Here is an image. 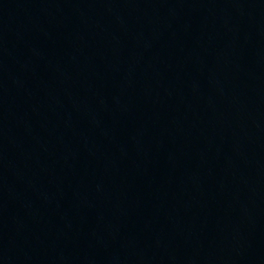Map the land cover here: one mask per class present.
Listing matches in <instances>:
<instances>
[{
  "label": "water",
  "instance_id": "obj_1",
  "mask_svg": "<svg viewBox=\"0 0 264 264\" xmlns=\"http://www.w3.org/2000/svg\"><path fill=\"white\" fill-rule=\"evenodd\" d=\"M0 264H264V0H0Z\"/></svg>",
  "mask_w": 264,
  "mask_h": 264
}]
</instances>
